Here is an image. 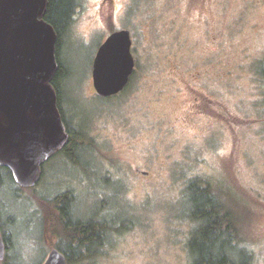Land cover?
<instances>
[{"label": "rangeland", "instance_id": "374dc122", "mask_svg": "<svg viewBox=\"0 0 264 264\" xmlns=\"http://www.w3.org/2000/svg\"><path fill=\"white\" fill-rule=\"evenodd\" d=\"M112 2L107 13L102 0H77L61 34L60 106L82 151L51 157L17 196L5 176L0 235L9 248L0 264L69 251L56 201L64 193L74 218L112 222L94 252L68 264H190L184 190L194 178L219 188L248 263L264 264V0ZM120 28L130 31L136 66L122 91L102 97L92 60ZM192 75L199 91L188 87ZM193 93L213 99L222 119L183 123Z\"/></svg>", "mask_w": 264, "mask_h": 264}, {"label": "water", "instance_id": "95a60500", "mask_svg": "<svg viewBox=\"0 0 264 264\" xmlns=\"http://www.w3.org/2000/svg\"><path fill=\"white\" fill-rule=\"evenodd\" d=\"M48 0H0V167L20 188L34 187L42 166L68 142L53 79L58 70V33L45 19ZM128 29L112 31L91 64L99 96L123 90L133 72ZM5 254L0 235V261ZM42 264H67L52 248Z\"/></svg>", "mask_w": 264, "mask_h": 264}, {"label": "trees", "instance_id": "16d2710c", "mask_svg": "<svg viewBox=\"0 0 264 264\" xmlns=\"http://www.w3.org/2000/svg\"><path fill=\"white\" fill-rule=\"evenodd\" d=\"M76 6L77 0H48L45 14V19L54 26L58 33L56 50L58 70L53 79V86L57 92L58 107L62 119L71 134L67 144L58 153H64L68 158L82 151L79 144L82 141H73L74 136L60 106L61 92L58 83L61 77L67 75V72L66 74L65 71L63 72L59 46L61 34L71 23ZM5 176L16 187L15 196L19 195L20 187L13 182L10 171L3 167H0V190L5 188ZM217 189L203 179L194 178L184 190L188 203L186 215L193 224L186 242L190 264H249L250 253L240 243L238 227L234 224L232 213L225 207V203L220 202ZM56 201L63 226L68 231L63 239L69 246L68 252L62 249L59 251L64 254L67 264L76 260L79 262L83 257V250L87 253L94 252L101 245L107 234V229L110 228L108 225L112 224L107 220L111 219L105 216H101L99 220L74 218L73 203L70 197L64 193ZM3 241L5 249L9 248L6 238L3 237ZM73 250L79 251L81 256ZM6 257L8 258L7 255Z\"/></svg>", "mask_w": 264, "mask_h": 264}, {"label": "flooded vegetation", "instance_id": "af4514ba", "mask_svg": "<svg viewBox=\"0 0 264 264\" xmlns=\"http://www.w3.org/2000/svg\"><path fill=\"white\" fill-rule=\"evenodd\" d=\"M113 0H102V2H103V8L105 7V10L107 11V13H109V10H108V8H109V5H108V3H110L111 5H112V7H113V2H112ZM111 14V13H110ZM120 29H123V28H120ZM113 30H118V29H113ZM112 30V31H113ZM111 32V31H110ZM130 32V31H129ZM110 34V33H109ZM108 36V35H107ZM106 36V37H107ZM105 37V38H106ZM131 37V36H130ZM104 38V39H105ZM131 45H132V39H131ZM99 46V45H98ZM95 55V54H94ZM134 57V56H133ZM135 66H136V61H135V59H134V68H135ZM134 68H133V71H134ZM133 73V72H132ZM132 75V74H131ZM131 75H130V77H131ZM193 76V75H192ZM130 77H129V80H130ZM195 77H196V79L194 78V76H193V79H194V82H192L191 84H189V89L190 90H196V91H199V90H197L195 87H193V85L194 84H196V83H198V76H196L195 75ZM129 82V81H128ZM128 82H127V84H128ZM127 84H126V86H127ZM125 86V87H126ZM124 87V88H125ZM118 94V93H117ZM194 95H193V97L191 98V101L187 104V107H186V109H185V113H184V115L182 116V118H181V120H182V122L183 123H185V124H189V123H191L192 121H195L196 119H201V118H216V119H222L221 117H220V115L218 114V112H217V110H216V106H214V103H215V101L213 100V99H211V98H209V97H207V95L206 94H204V93H193ZM219 113L221 114V112L219 111ZM145 115V114H144ZM223 115V114H222ZM147 116V115H146ZM142 121H144L145 123L146 122H148V119H146V120H144V119H142ZM150 121V120H149ZM156 122L157 123H160V120H158V121H155V122H151L150 121V123L151 124H156ZM145 123H144V126H143V128L144 129H146V130H148L147 132L148 133H146L145 134V138L147 137V136H149V137H151L152 135V132H151V130H153L152 129V127L150 128V129H148V127H146V125H145ZM192 124V123H191ZM152 126V125H151ZM123 128H124V125H123ZM66 130H67V128H66ZM67 133H68V136H69V138H70V136H71V134H70V132L67 130ZM133 132H131L130 130H129V134H132ZM128 136V138H129V135H127ZM209 135H207L206 137H208ZM206 137H205V139H206ZM69 138H68V140H69ZM79 140V139H78ZM77 140V138H73V141L75 142V141H78ZM135 143L133 142V144L131 145V146H133ZM60 152V151H59ZM135 172L136 173H142V174H149V172H147V171H144V170H141V169H139V168H136L135 169Z\"/></svg>", "mask_w": 264, "mask_h": 264}]
</instances>
